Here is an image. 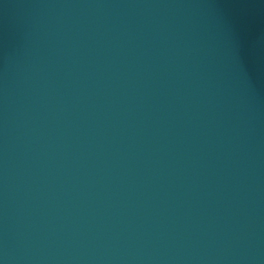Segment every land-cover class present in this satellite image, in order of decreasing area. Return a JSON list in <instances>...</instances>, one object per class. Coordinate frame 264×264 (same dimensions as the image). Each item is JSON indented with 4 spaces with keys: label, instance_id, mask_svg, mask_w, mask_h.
Wrapping results in <instances>:
<instances>
[{
    "label": "water",
    "instance_id": "1",
    "mask_svg": "<svg viewBox=\"0 0 264 264\" xmlns=\"http://www.w3.org/2000/svg\"><path fill=\"white\" fill-rule=\"evenodd\" d=\"M0 264H264V0H0Z\"/></svg>",
    "mask_w": 264,
    "mask_h": 264
}]
</instances>
